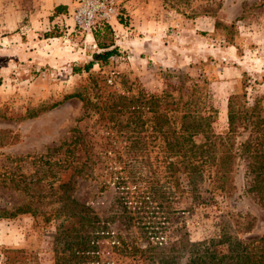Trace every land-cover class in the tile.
Returning <instances> with one entry per match:
<instances>
[{
	"label": "rangeland",
	"instance_id": "rangeland-1",
	"mask_svg": "<svg viewBox=\"0 0 264 264\" xmlns=\"http://www.w3.org/2000/svg\"><path fill=\"white\" fill-rule=\"evenodd\" d=\"M70 1L0 0V264H62L84 234L105 264H148L133 242L169 244L184 230L218 240L248 216L239 236L260 235L264 209L248 187L264 154V0H125L98 37L74 26ZM98 40L115 52L74 72L103 50ZM231 97L245 110L235 192L211 196L206 171L189 182L173 135L191 134L186 113L206 129L191 137L203 146L182 151H210ZM68 200L89 207L91 222L65 217Z\"/></svg>",
	"mask_w": 264,
	"mask_h": 264
},
{
	"label": "trees",
	"instance_id": "trees-1",
	"mask_svg": "<svg viewBox=\"0 0 264 264\" xmlns=\"http://www.w3.org/2000/svg\"><path fill=\"white\" fill-rule=\"evenodd\" d=\"M108 24L100 25L94 32L98 37V33L102 30H110ZM98 39V38H97ZM97 45L103 50L92 53V58L84 63L82 66H73L74 72H81L82 70L88 71L94 63H106L108 58L115 52L116 48L107 49L111 43L98 40ZM149 100L155 101V111L157 97L151 94L148 95ZM234 110V104L232 97L228 102V129L223 134H212L207 137L210 139L209 146L211 150L199 153L189 150L188 152L183 150V147L189 145L190 149L194 146H203L204 143H195L192 140V136L205 132L206 124H203L195 120H187V114H182L183 121L180 127L182 130L192 128L191 134L173 135V145L175 146V153L177 157H182L184 162L188 163V180L193 187L198 185V182L203 180V172H207L209 178L208 185L209 193L211 196L221 195L223 197H230L234 191V178L233 173L236 167L235 157L236 151L234 149V132L240 125L238 118H242L245 110L238 112ZM165 118V117H164ZM162 117V122H164ZM206 138V139H207ZM206 141V140H205ZM260 159H255V166L250 168L252 174L251 182L248 190L252 191L259 203L264 209V154L259 155ZM211 166L210 169L198 170L199 164ZM148 175L146 181H148ZM155 185V193L156 191ZM59 211H63L65 217H74L79 221L91 222L93 216H88L89 207L83 203H78L74 200L63 201L58 206ZM6 212H1L5 214ZM14 213V212H12ZM90 218V219H89ZM96 220L97 216H94ZM236 223V221H235ZM240 223V222H238ZM253 223V217L248 216L247 219L242 221L239 226L230 227V233H225L222 238L214 240L212 238L205 240L192 241L188 238L186 230L183 231L181 239L176 238L169 244L163 241L147 242L144 245L137 246L136 243H132L129 247V251L139 257L142 255L148 258V264H179L180 260L189 255L185 264H264V231L258 236H239L250 232ZM224 228V226L222 225ZM87 234L83 236L79 235L80 239L71 244L70 253L67 258L63 260L62 264H105L100 263L96 259L98 253L97 243L94 239L87 237ZM121 243H124L121 241ZM219 244L225 245L224 251L218 248ZM15 252H21L19 260L24 259V249H13ZM74 260V262H71ZM67 262V263H66Z\"/></svg>",
	"mask_w": 264,
	"mask_h": 264
},
{
	"label": "built area",
	"instance_id": "built-area-1",
	"mask_svg": "<svg viewBox=\"0 0 264 264\" xmlns=\"http://www.w3.org/2000/svg\"><path fill=\"white\" fill-rule=\"evenodd\" d=\"M125 0H71L67 14L74 26L93 33L100 25L112 24L122 14Z\"/></svg>",
	"mask_w": 264,
	"mask_h": 264
},
{
	"label": "crops",
	"instance_id": "crops-1",
	"mask_svg": "<svg viewBox=\"0 0 264 264\" xmlns=\"http://www.w3.org/2000/svg\"><path fill=\"white\" fill-rule=\"evenodd\" d=\"M69 0H41V3L44 2V5L46 4V8H53L56 5H65Z\"/></svg>",
	"mask_w": 264,
	"mask_h": 264
}]
</instances>
